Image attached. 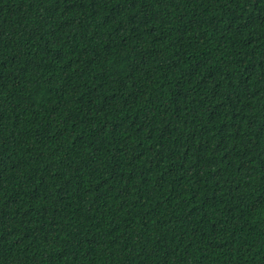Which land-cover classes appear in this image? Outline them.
I'll list each match as a JSON object with an SVG mask.
<instances>
[{
    "label": "trees",
    "instance_id": "16d2710c",
    "mask_svg": "<svg viewBox=\"0 0 264 264\" xmlns=\"http://www.w3.org/2000/svg\"><path fill=\"white\" fill-rule=\"evenodd\" d=\"M0 264H264V0H0Z\"/></svg>",
    "mask_w": 264,
    "mask_h": 264
}]
</instances>
